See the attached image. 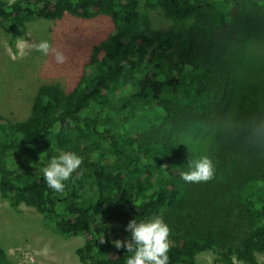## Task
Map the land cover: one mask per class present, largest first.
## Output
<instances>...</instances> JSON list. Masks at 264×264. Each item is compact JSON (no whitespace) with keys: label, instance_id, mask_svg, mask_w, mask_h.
Segmentation results:
<instances>
[{"label":"trees","instance_id":"1","mask_svg":"<svg viewBox=\"0 0 264 264\" xmlns=\"http://www.w3.org/2000/svg\"><path fill=\"white\" fill-rule=\"evenodd\" d=\"M156 8L173 20L194 17L197 28L185 39L154 28ZM67 14L107 15L113 28L70 90L42 84L28 117L0 114V198L13 210L34 208L62 235L84 236L76 252L85 264H125L131 254L112 234L128 239L131 220L157 215L172 229L169 264H199L206 252L213 264H234L233 257L264 264V139L249 126L218 138L211 149L225 164L224 181L186 183L180 175L199 158L180 135L225 121L232 108V69L247 43L264 37V0H0L12 42L27 22ZM65 151L84 158L83 175L73 173L57 193L42 169ZM11 154L35 170L18 169ZM226 204L228 227L217 222ZM0 264H14L1 244Z\"/></svg>","mask_w":264,"mask_h":264},{"label":"rangeland","instance_id":"2","mask_svg":"<svg viewBox=\"0 0 264 264\" xmlns=\"http://www.w3.org/2000/svg\"><path fill=\"white\" fill-rule=\"evenodd\" d=\"M150 16L154 28L175 29L183 39L197 28L194 17L173 20L161 8L152 10ZM218 17V13H212L210 22L217 23ZM112 28L113 22L107 15L86 19L67 14L62 19L37 18L27 22L24 36L19 39L25 40L28 45L49 41L53 48L67 57V61L60 64L52 53L45 56L35 47L18 48V39L12 42L0 24V114L11 120L28 117L33 97L42 84L58 82L70 90L81 75L93 45L104 39ZM232 75L236 87L233 105L225 121L199 124L180 135L198 157L208 154L214 159V181L220 182L225 180V164L217 154L214 156L212 146L217 144L223 133L234 131L237 127L245 133L243 131L253 117L264 120V37L253 38L247 43L245 51L234 63ZM10 158L11 164L22 171H34L36 168L18 154H11ZM228 206L222 205L217 220L224 227H228ZM128 235L131 236V233ZM234 235L240 234L235 230ZM112 238L127 240V236L119 237L115 233ZM83 242L82 235L58 233L34 208L23 204L18 210H13L7 201L0 198V244L14 264H85L76 252ZM46 247L48 250L45 253ZM258 257L263 261L264 252ZM198 260L199 264H213L214 253H203Z\"/></svg>","mask_w":264,"mask_h":264},{"label":"clouds","instance_id":"3","mask_svg":"<svg viewBox=\"0 0 264 264\" xmlns=\"http://www.w3.org/2000/svg\"><path fill=\"white\" fill-rule=\"evenodd\" d=\"M35 47L43 55L54 54L57 63L63 64L67 57L63 52L53 48L47 40L41 41L37 45H28L23 39H18L17 47L24 49L26 47ZM248 126L251 129V135L256 139H264V120H258L253 117ZM83 157L75 152L65 151L59 156H53L49 164L42 169L43 177L54 192L63 193L66 182L72 178L73 173L78 170L79 175H83L81 166ZM188 171L181 172V179L186 183L209 182L216 178V162L208 155L204 154L198 159L192 160L188 165ZM127 231L131 236L127 240H113L112 244L117 249L126 248L127 253L131 255L126 259L125 264H169V251L172 246L170 235L172 229L164 221L162 216H153L151 219L137 222L131 220L127 225ZM101 242H105L104 238ZM45 248V253L47 252ZM235 264V257H233Z\"/></svg>","mask_w":264,"mask_h":264}]
</instances>
